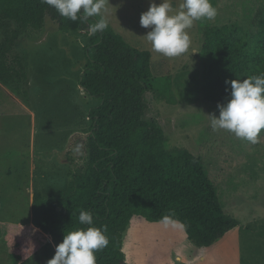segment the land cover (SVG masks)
<instances>
[{
	"label": "rangeland",
	"instance_id": "rangeland-1",
	"mask_svg": "<svg viewBox=\"0 0 264 264\" xmlns=\"http://www.w3.org/2000/svg\"><path fill=\"white\" fill-rule=\"evenodd\" d=\"M178 2L173 0L174 9ZM150 3L105 0L104 18L131 46L151 52L155 77H172L173 87L166 99L146 94V118L161 123L170 151L203 159L225 211L241 226L212 252L190 242L177 222L155 223L136 216L124 235L126 264H243L249 256L262 261L264 247L260 248L259 241L264 242V219L263 228L256 220L264 217V132L253 144L211 129L207 116H219V112L204 93L202 29L209 23L244 26L258 11H264V0H212L215 19L195 22L189 30V50L173 58L153 52L143 38L150 29L140 26V17ZM55 27L47 19L43 32L29 36L23 44L29 101L0 84V264L26 263L52 242L50 235L32 225L33 197L36 193L44 198L60 196L69 188L72 175L84 168L88 156V116L98 101L80 87L79 80L86 66L83 48L90 37L87 32L63 33ZM250 222L253 228L244 231ZM249 240L251 244H247ZM203 252L206 262L201 257L195 260Z\"/></svg>",
	"mask_w": 264,
	"mask_h": 264
},
{
	"label": "trees",
	"instance_id": "trees-1",
	"mask_svg": "<svg viewBox=\"0 0 264 264\" xmlns=\"http://www.w3.org/2000/svg\"><path fill=\"white\" fill-rule=\"evenodd\" d=\"M47 18L72 34H89L99 19L72 22L41 0H0V84L25 102L30 80L21 50L29 36L43 32ZM202 31L204 93L215 105L227 103L226 81L264 74V11L241 27L209 23ZM89 37L79 85L98 105L89 111L86 163L60 196L34 195L33 226L52 242L23 264H47L66 231L87 227L78 220L82 210L92 213V226L107 227L110 243L96 253L97 264H126L124 235L136 216L155 223L167 216L195 246H214L240 223L225 211L203 159L170 151L161 123L146 118V94L166 99L172 77H155L151 52L131 46L109 24Z\"/></svg>",
	"mask_w": 264,
	"mask_h": 264
},
{
	"label": "clouds",
	"instance_id": "clouds-1",
	"mask_svg": "<svg viewBox=\"0 0 264 264\" xmlns=\"http://www.w3.org/2000/svg\"><path fill=\"white\" fill-rule=\"evenodd\" d=\"M54 8L58 14L72 22L88 21L90 35L103 32L107 27L104 18L105 0H41ZM217 9L212 0H179L173 8V0H151L150 6L140 17V26L150 29L143 36L151 50L164 57L173 58L187 52L191 45L189 30L202 19L213 20ZM230 84V99L217 105L219 116L208 115L210 127L215 131H225L236 138L257 143L264 132V74L251 75L243 80L226 81ZM169 217L161 218L167 224ZM79 223L87 225L75 231H66L63 241L56 245L53 258L47 264H97L96 253L107 248L110 241L106 236L107 227L97 228L90 211L82 210Z\"/></svg>",
	"mask_w": 264,
	"mask_h": 264
},
{
	"label": "crops",
	"instance_id": "crops-1",
	"mask_svg": "<svg viewBox=\"0 0 264 264\" xmlns=\"http://www.w3.org/2000/svg\"><path fill=\"white\" fill-rule=\"evenodd\" d=\"M263 219H264V217H257V220H256V221L259 223V227L262 226ZM254 221H255V220H254ZM251 223H253V222H250L249 224L246 225V227H244V231L248 230L250 227L253 228V226H252ZM32 225H33V223H32ZM239 226H241V224H240ZM248 226H249V227H248ZM259 227H258V226H255L254 229L257 230L258 233H261V229L258 230ZM261 228H263V227H261ZM227 236H228V235H227ZM227 236H226V237H227ZM226 237H225V238H226ZM223 240H224V239H223ZM217 244H220V243L218 242ZM217 244H215L214 246L210 247L209 249L212 250L215 246H217ZM247 244H251V240H249ZM259 245H260V248H263V247H264V242H263V241H259ZM262 245H263V246H262ZM218 246H219L220 248L223 247L222 245H218ZM217 248H218V247H217ZM202 249L205 250V248H202ZM215 250H216V248L213 249L212 252H214ZM131 254H132V252H131ZM206 255H207V254H204V252H203V253H201L200 255L196 256L195 260H198V259L201 257V258H203V260H204L203 262H206ZM260 259H262V257H261ZM213 262H214V261H213V259L211 258V263H213ZM242 263H243V264H264V260H262V261H261V260L258 261L257 258H254L253 256H249L248 259H247V261H246V262H242ZM226 264H232V263H228V262H227Z\"/></svg>",
	"mask_w": 264,
	"mask_h": 264
},
{
	"label": "water",
	"instance_id": "water-1",
	"mask_svg": "<svg viewBox=\"0 0 264 264\" xmlns=\"http://www.w3.org/2000/svg\"><path fill=\"white\" fill-rule=\"evenodd\" d=\"M47 19H50V18H47ZM51 20V19H50ZM46 22H47V20H46ZM59 29V25L58 24H56V27H55V29ZM37 43H35V45H36ZM33 45V44H32Z\"/></svg>",
	"mask_w": 264,
	"mask_h": 264
}]
</instances>
